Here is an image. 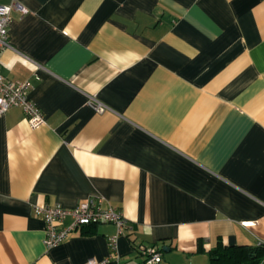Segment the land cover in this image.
<instances>
[{
	"label": "crops",
	"instance_id": "1",
	"mask_svg": "<svg viewBox=\"0 0 264 264\" xmlns=\"http://www.w3.org/2000/svg\"><path fill=\"white\" fill-rule=\"evenodd\" d=\"M11 2L28 12L11 11L0 73L30 82L45 123L0 114V264H145L140 244L158 264H230L264 244V0ZM90 196L130 227L46 248L34 206Z\"/></svg>",
	"mask_w": 264,
	"mask_h": 264
},
{
	"label": "built area",
	"instance_id": "2",
	"mask_svg": "<svg viewBox=\"0 0 264 264\" xmlns=\"http://www.w3.org/2000/svg\"><path fill=\"white\" fill-rule=\"evenodd\" d=\"M13 9L21 14L28 12V9L18 2L0 4V52L9 46L7 38ZM30 89L31 84L28 80H9L0 73V114L11 107H19L25 115L28 126L35 129L45 123V117L39 106L29 97ZM95 108L102 110L103 106L97 103ZM33 211L45 223L43 243L46 248L60 244L71 230L79 226L108 222L115 225L116 235L123 234V231L130 227L122 210L104 201L100 196H90L71 207L58 203L35 205ZM116 235L108 240L111 252L116 247ZM135 247L144 254L145 264H158L160 261L161 252L155 248L142 244ZM111 259L114 258L110 253L100 260L88 258L84 264H107ZM259 264H264V262Z\"/></svg>",
	"mask_w": 264,
	"mask_h": 264
},
{
	"label": "trees",
	"instance_id": "3",
	"mask_svg": "<svg viewBox=\"0 0 264 264\" xmlns=\"http://www.w3.org/2000/svg\"><path fill=\"white\" fill-rule=\"evenodd\" d=\"M221 255L232 260L230 264H259L264 262V244H259L256 247L249 245L233 246ZM114 263L115 260L111 259L107 264Z\"/></svg>",
	"mask_w": 264,
	"mask_h": 264
}]
</instances>
